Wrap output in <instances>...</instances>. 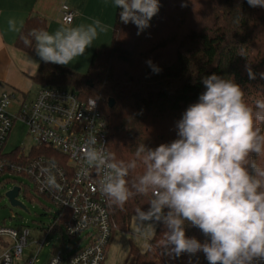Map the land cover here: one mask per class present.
<instances>
[{
  "label": "clouds",
  "instance_id": "clouds-1",
  "mask_svg": "<svg viewBox=\"0 0 264 264\" xmlns=\"http://www.w3.org/2000/svg\"><path fill=\"white\" fill-rule=\"evenodd\" d=\"M247 3L264 8V0ZM112 6L120 9V21L134 24L139 35L150 26L160 3L112 0ZM109 28L93 19L52 32L33 30L30 35L40 60L69 66ZM7 29L19 31L16 18L7 20ZM146 63L160 71L151 60ZM245 68L255 79L252 68ZM201 82L205 90L175 123L177 138L155 148L137 147L145 170L131 188L127 177L137 162L118 161L103 145L96 147V137L82 149L81 174L87 176L91 169L102 173L100 191L118 207L134 193L151 194L147 210L137 209V230L150 239L162 225L163 255L176 259L202 252L208 264H256L264 260V164L257 162L264 157V99L250 105L240 84L215 73ZM186 226L197 228L204 241L188 236Z\"/></svg>",
  "mask_w": 264,
  "mask_h": 264
},
{
  "label": "trees",
  "instance_id": "trees-1",
  "mask_svg": "<svg viewBox=\"0 0 264 264\" xmlns=\"http://www.w3.org/2000/svg\"><path fill=\"white\" fill-rule=\"evenodd\" d=\"M159 3L150 26L139 35L134 24L120 21L117 8L111 44L94 51L86 72L41 61L32 77L37 87H71L82 98L104 99L101 109L110 127L109 152L118 161L137 162L127 177L130 188L145 170L142 157L136 156L137 147L155 148L177 138L175 123L205 90L203 77L215 73L234 79L250 105L264 99V78L260 76L264 73V8L250 7L247 0ZM40 29H48L45 17H27L17 36V47L31 51L35 41L30 33ZM148 60L160 69L158 73ZM246 65L256 74L255 79L249 78ZM110 98L115 99L112 107L108 105ZM261 127L264 129V124ZM42 150L47 152H39ZM257 162L264 164V157ZM28 192L26 189V195ZM150 199L151 194L134 193L123 207L110 201L113 233L128 229L137 209L147 210ZM164 231L162 225L157 226L146 251L131 244L123 264H208L202 252L176 259L163 255ZM186 234L202 242L205 239L194 227L186 226ZM256 264H264V260Z\"/></svg>",
  "mask_w": 264,
  "mask_h": 264
},
{
  "label": "built area",
  "instance_id": "built-area-1",
  "mask_svg": "<svg viewBox=\"0 0 264 264\" xmlns=\"http://www.w3.org/2000/svg\"><path fill=\"white\" fill-rule=\"evenodd\" d=\"M62 11L63 21L71 23V8L64 4ZM103 100L82 98L71 87L42 86L32 97L0 89V185L14 182L21 193L28 188L10 177H27L36 193L57 208L54 221L42 227L44 239L35 242L36 252L25 264L38 262L45 238L62 227L83 244L66 255L53 249L47 264L56 260L58 264H102L105 259L115 227L109 214L110 200L100 191L102 173L91 169L87 176L81 174L82 149L91 137H96V147L103 145L109 152L110 127L101 109ZM17 122L27 127L35 141L27 152L20 147L6 151ZM41 149L47 152H39ZM30 235L28 227L0 226V264H14L23 255Z\"/></svg>",
  "mask_w": 264,
  "mask_h": 264
},
{
  "label": "crops",
  "instance_id": "crops-1",
  "mask_svg": "<svg viewBox=\"0 0 264 264\" xmlns=\"http://www.w3.org/2000/svg\"><path fill=\"white\" fill-rule=\"evenodd\" d=\"M64 4L74 13L71 23L63 21ZM116 11L112 0H0V89L30 96L33 89L39 88L32 79L42 61L36 54L35 46L31 51H24L16 45L17 36L27 17H45L49 32L61 25L91 23L93 19H99L109 25V31L102 33L83 57L67 66L77 72H86L94 51L111 44ZM12 17L17 19L19 31H8L7 20ZM48 261L49 259L44 264Z\"/></svg>",
  "mask_w": 264,
  "mask_h": 264
},
{
  "label": "rangeland",
  "instance_id": "rangeland-1",
  "mask_svg": "<svg viewBox=\"0 0 264 264\" xmlns=\"http://www.w3.org/2000/svg\"><path fill=\"white\" fill-rule=\"evenodd\" d=\"M33 89L30 96L36 92ZM35 144L34 139L28 134L27 127L17 122L12 130L6 151H12L16 147L23 148L25 152ZM23 183L25 189L19 194L18 199L23 202L26 208L13 205L6 195L7 191L14 186V182H9L5 186L0 185V226H7L15 229L28 227L31 230L29 244L25 247L23 255L16 258L14 264H24L28 257H32L36 252V241H41L45 237L43 226H47L54 221L57 208L45 197L39 196L33 182L22 175L10 177ZM152 238V237H151ZM150 239H146L137 230L136 216H133L128 229H115L109 242L105 259L102 264H123L126 260L131 244H134L141 251H146L150 245ZM10 240V239H8ZM83 244L77 237H70L65 228L57 231H50L45 238V243L38 254L39 261L35 264H44L52 254L53 249H61L64 254H69Z\"/></svg>",
  "mask_w": 264,
  "mask_h": 264
},
{
  "label": "water",
  "instance_id": "water-1",
  "mask_svg": "<svg viewBox=\"0 0 264 264\" xmlns=\"http://www.w3.org/2000/svg\"><path fill=\"white\" fill-rule=\"evenodd\" d=\"M114 104H115V99L110 98L108 100V105L110 107H112V106H114ZM19 193H20V186L15 185L7 191L6 195L8 196V198L10 199V201L13 205H19L23 208H26L25 205L23 204V202L18 199Z\"/></svg>",
  "mask_w": 264,
  "mask_h": 264
}]
</instances>
